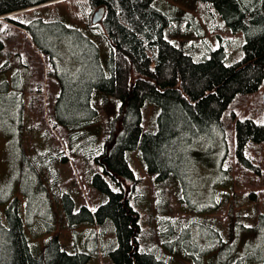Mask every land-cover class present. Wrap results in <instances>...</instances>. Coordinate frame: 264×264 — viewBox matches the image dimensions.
<instances>
[{"label": "trees", "instance_id": "trees-1", "mask_svg": "<svg viewBox=\"0 0 264 264\" xmlns=\"http://www.w3.org/2000/svg\"><path fill=\"white\" fill-rule=\"evenodd\" d=\"M63 1L66 0H0V25L1 20L16 23L14 16ZM200 1L207 9L215 8L233 34L244 35V57L240 62L227 65L223 47L197 62L185 50V42H189L187 29L193 22L186 23L181 41L171 40L166 31L173 19L156 8V0H87L91 10L101 7L107 10L102 23L111 49L110 76H106L102 68L100 76H65L56 55L38 40L52 66V127L62 134L70 156L82 160L86 167L82 176L100 195L107 196V202L99 207L91 209L83 205L78 211L72 193L61 192V216L70 224H98L100 236L95 234L94 243L114 264H169L157 256L161 253L156 248L148 251L141 244L140 214L131 203L139 182L128 159L129 154L134 153L140 155L146 170L155 174L157 181L166 182L174 176L180 178L181 172L189 170V163L195 159L201 144L210 146L217 138L222 142L219 139L222 138L224 174L230 176L232 171L240 169L249 174L250 192L244 200L254 205L252 227H245L242 213L237 211L238 194H226L222 199V202L233 201L229 208L228 240L210 218L195 215L191 220L179 221L165 215L166 209L162 208L156 215L161 248L178 250L193 257L194 264H204L202 254L219 248L226 253L228 249L237 248L239 240L234 237L238 228L264 234V191L256 190L264 181V159L250 157L257 153L258 146H264V112L260 123L248 119L237 121L233 151L229 148L223 122L233 100L259 91L264 84V0ZM7 27L0 31V36L14 41V32L9 30V25ZM66 30L78 33L74 29ZM6 66L0 67V73ZM38 76L35 70L24 81L14 76L13 90H10L9 80L0 81V122L12 129L15 126L23 169L28 167L34 184L38 180L42 189L47 190L46 175L53 178L56 165L67 164L68 158L56 142L45 153L34 152L33 158L23 147L27 115H31L33 122L44 125V89L42 76L36 80ZM109 97L121 102L111 114L105 111ZM149 105L157 111L155 131L145 125ZM46 128L42 137L52 140L53 135ZM231 156L236 168L229 163ZM184 199L180 195L179 202L185 204ZM219 207L214 202L208 209L215 211ZM156 209L158 212V205ZM235 210L237 215H234ZM196 229L206 233L205 245L199 242ZM45 244L42 255L36 257L25 233L17 198H13L6 209L0 206V264H88L90 261L89 253L67 252L59 235ZM246 258L244 254H235L225 264H248L244 261ZM253 259L254 264H264V256L257 254Z\"/></svg>", "mask_w": 264, "mask_h": 264}, {"label": "rangeland", "instance_id": "rangeland-1", "mask_svg": "<svg viewBox=\"0 0 264 264\" xmlns=\"http://www.w3.org/2000/svg\"><path fill=\"white\" fill-rule=\"evenodd\" d=\"M155 6L173 19L172 25L166 31L171 40L177 38L175 41H181L186 23L188 20L193 22L187 29L189 36L186 39L189 42H185V50L193 55L197 62L210 57L212 51L221 47L226 51L227 65H233L243 59L244 35L233 34L215 8L207 9L200 0H156ZM98 10H91L87 0H66L14 16L16 23L1 20L0 31H4L9 25V30L14 32V41L10 42L0 36V42L3 45L0 48V67L7 65L0 73V81L9 80L10 90H13L14 76H20L24 81L34 70L42 76L44 89L42 122L44 125L40 126L41 123L38 121L33 122L31 115H27L25 140H22L23 147L26 153L33 158L34 152L45 153L50 150L51 144L56 142L68 158L67 164L56 165L53 178H47L48 174L43 175H46L47 190L42 189L38 180H36V185L34 184L30 169L28 167L23 169L17 151L19 148L17 129L15 130V126L12 129L0 122V206L6 209L13 198L19 200L25 233L32 253L36 257L42 255L46 241L59 235L63 248L70 254L89 253L91 258L88 264H114L111 258L102 255L100 248L98 249L94 243L95 234L100 236L98 224H70L65 217L61 216L63 206L59 199L61 192L72 193L78 204V211L83 205L91 209L99 207L107 202V196L100 195L98 193L100 191L82 176L86 169L82 160H75L70 156L62 134L52 127L50 121L51 92L54 90L50 85V82L54 80L50 78L52 77L50 76L52 66L48 53L38 42V40L41 41L45 48L56 55L57 62L65 76H100V68L106 76H110L111 49L106 29L103 23L96 26L90 25ZM25 25L28 27L26 28ZM66 28L74 29L78 33H70ZM83 37L92 44L85 41ZM39 76L36 80H39ZM108 99L105 111L111 114L117 110L121 102L112 97ZM12 112L11 122H13ZM263 112L264 84L259 91L239 95L233 100L223 118L228 133L227 141L232 151L235 145L233 131L237 121L248 119L260 123ZM156 115V109L149 105L145 125L151 131H155ZM105 118L103 114L102 120ZM45 127L48 128L46 131L49 130L52 133V140L42 137ZM219 139L222 142H219L217 138L214 143L213 141L212 144L210 143V146L207 144L203 147L201 144L198 153H195V159H191L189 163V170L181 172L180 178L174 176L166 182L157 181L155 174L146 170L143 159L138 153L128 156L139 180L131 203L140 214L142 247L147 248L148 251L156 248L161 253H157V256L169 264H194L195 260L193 257L181 254L178 250L171 251L165 247L161 248L156 215L163 211L162 208L166 209L167 214L164 212L165 215L177 218L179 221L182 218L191 220L195 215L210 218L228 240L230 237L228 229L231 222L229 208L233 201L222 202V199L226 194H238L239 202L236 205H238L237 211L242 213L243 224L247 228L254 224L251 219L254 205L244 200L246 194L250 192L247 187L249 174L247 175L242 169L232 171L230 176L224 174L221 161L225 155V147L222 138ZM250 157L263 160L264 146H258L257 153ZM229 163L236 168L232 156ZM85 175L88 178V174ZM53 179L55 182L50 183ZM129 187L131 188V183ZM256 190L264 191V181ZM180 195L185 197V204L179 202ZM214 202L220 205L219 209L215 211L211 210L212 208L208 209ZM157 205L159 206L158 212ZM237 211L235 210L234 215H237ZM247 228L235 230L234 238L239 240L237 248L228 249L226 253L219 248L209 254H202L204 264H225L229 258H234L235 254H244L247 257L244 261L254 264L253 258L257 254L264 256V234L248 231ZM195 233L201 245H205L208 238L206 233L198 229ZM246 245L250 247L247 248ZM258 248L263 250L259 251ZM197 253L199 252L193 254Z\"/></svg>", "mask_w": 264, "mask_h": 264}, {"label": "water", "instance_id": "water-1", "mask_svg": "<svg viewBox=\"0 0 264 264\" xmlns=\"http://www.w3.org/2000/svg\"><path fill=\"white\" fill-rule=\"evenodd\" d=\"M106 8L105 7H101L94 15L93 19H92V24L93 26H96L100 23L103 22L105 16H106Z\"/></svg>", "mask_w": 264, "mask_h": 264}]
</instances>
